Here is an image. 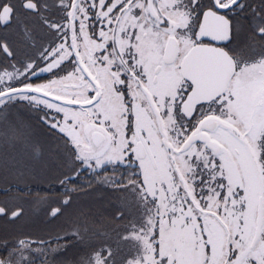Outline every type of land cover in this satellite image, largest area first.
Here are the masks:
<instances>
[{"label":"snow or ice","instance_id":"1","mask_svg":"<svg viewBox=\"0 0 264 264\" xmlns=\"http://www.w3.org/2000/svg\"><path fill=\"white\" fill-rule=\"evenodd\" d=\"M0 264H264V0H0Z\"/></svg>","mask_w":264,"mask_h":264}]
</instances>
